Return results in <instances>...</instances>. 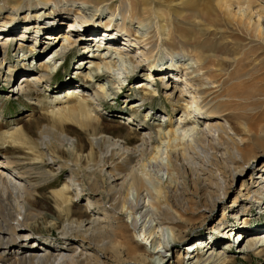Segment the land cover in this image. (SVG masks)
Here are the masks:
<instances>
[{"label": "bare ground", "instance_id": "obj_1", "mask_svg": "<svg viewBox=\"0 0 264 264\" xmlns=\"http://www.w3.org/2000/svg\"><path fill=\"white\" fill-rule=\"evenodd\" d=\"M261 1L5 0L4 5L0 4V34L4 36H0V48L5 55L9 43L19 41L18 49L24 53L17 65L26 66L24 61L34 53L31 46L27 52L23 50L32 28L35 41L45 31H52L47 39L62 41L43 59L39 70L32 62L24 72V80L12 90L13 95H25L37 106L41 97L38 86L52 80L56 68L60 72L65 65L63 53L67 55L68 49H74L78 39L87 40L85 54L92 51L94 38L101 42V37L110 40L104 47L118 54L117 58L102 51L98 57L93 51L81 59L74 74L84 78L55 90L49 98L51 114L41 116L48 122L41 123L37 131L30 130L29 124L16 123L5 129L0 125V264H110V260L120 262L125 256L135 263L164 264L169 257L166 252L173 243L186 238L188 226L213 213L217 203L229 195L236 178L244 177L253 162L264 157V111L248 113L253 106L264 103V27L260 21H253L254 8L264 15ZM235 4L247 5L246 14H240L238 19L232 10ZM4 7H9L10 16H4ZM25 7L33 12L28 10L18 18ZM67 12H73L76 20L62 27ZM105 12L109 16H104ZM29 17H44L50 24L41 21L31 28L35 22H29ZM83 17L90 19L86 25L95 22V26L86 27L87 37L83 33L82 37L73 36ZM136 22L139 25L134 28ZM20 28L24 31L18 39L14 36ZM62 28L63 33L59 31ZM225 33L233 35L229 51L220 48V38H214L218 34L223 38ZM99 44L96 49H100ZM132 47L137 49L134 54L129 52ZM61 56L58 64L55 59ZM5 59L0 60V69ZM121 63L124 69L118 68ZM14 66L8 68L6 79L13 78ZM142 66L161 76L150 72L149 81L135 83L141 98L127 105L133 113L145 109V122L133 120L138 143L132 144V138L105 131L100 110L108 99H116L117 88H122ZM119 69L126 80L121 73L116 75ZM110 76L115 81H102ZM94 81L96 85L91 87L88 82ZM159 89L174 110H182L178 124L172 122L170 113L156 118L152 108L146 106L145 101L157 96ZM200 116L219 118L213 125L215 145L206 139L205 129L210 132L211 125H200ZM193 117L194 125L188 120ZM156 119L159 123L155 126L147 123ZM64 123L78 126L79 131H66ZM164 145L169 149L167 163L161 158ZM216 149L219 150L214 152ZM152 164L159 166L158 173L166 168V179L164 175L152 177ZM258 169L257 177L263 182L253 190L248 179L243 180L231 203L234 212L241 205L243 221L251 220L248 213L252 203L257 208L264 206V163ZM66 171L69 173L63 182L59 173ZM83 196H87L89 215L77 209L75 199ZM240 196L243 201H239ZM153 210L158 226L153 223ZM226 210L227 207L219 222L222 229L218 233L214 227L213 234L228 237L232 230L236 233L242 227L250 228L242 219L238 220L239 228L225 226L224 220H229ZM137 213L144 216L143 223ZM126 214L131 217L130 223L124 220ZM147 222H151L150 230ZM141 226L145 229L137 234ZM42 231H56L60 240H50ZM212 233L183 250L188 258L186 264H232L226 256L234 251L242 255L264 254V233L250 239L237 233V240L248 241L238 249L232 244L221 245L224 248L220 252ZM232 240L235 244L234 235ZM181 257L182 252L177 255V264H185Z\"/></svg>", "mask_w": 264, "mask_h": 264}, {"label": "rangeland", "instance_id": "obj_2", "mask_svg": "<svg viewBox=\"0 0 264 264\" xmlns=\"http://www.w3.org/2000/svg\"><path fill=\"white\" fill-rule=\"evenodd\" d=\"M57 2H59L60 0H55ZM264 4V0L261 1ZM0 4L4 5L5 4V0H0ZM247 9V5L244 4L242 6H239L237 4H235L232 7L233 13L236 14V18H240V14L244 13ZM257 8H254V16H253V21L255 22H259L260 24L264 27V15H259V13L256 10ZM28 10L30 12H33V10L31 8L26 9V7L19 13V15H17V17L19 18V16H21V14H27ZM258 13V14H257ZM3 14L4 16H10L11 14V10L9 9V7L5 8L3 10ZM104 16H109L108 13H104ZM246 14V12H245ZM66 15V17L68 16V18L63 21H65V23L62 25L65 27H68L69 21L71 20H76L75 15L70 13H66L64 14V16ZM72 17L74 19H72ZM21 18V17H20ZM84 20L82 23H80V25H78L75 29V32L73 33V36H77L79 37V35H85L86 32H88L86 30L89 28H92L93 26H95V22L91 23V24H87L86 23L90 20L87 17H83ZM82 18V19H83ZM106 19H104L105 21ZM44 21V25H48V23L50 22L49 19L44 20V17L42 18V20H37L35 18H31L29 17V22H35L32 24L31 28L33 26H36V24L40 25V22ZM28 22V21H26ZM21 23V22H20ZM19 23V24H20ZM50 24V23H49ZM83 24H85L86 26L83 29ZM92 25V26H91ZM135 25V26H134ZM133 27L136 28L137 25H139L137 22L134 23ZM56 26V25H54ZM99 28H105V26H99ZM251 29L253 31V33L255 34L256 32V26L253 25V23L251 24ZM2 31V28H0V32ZM24 31L23 28H20L17 30V32L15 33L16 35L14 37L18 38L20 37L21 33ZM34 29H31V32H28L29 38H26V40L24 41L25 46H24V51L27 52V48H29V46H31L30 48H33L34 53L31 54L27 60L24 61V63H27L26 66L23 65H17V60L18 58L21 59V56L24 52H22L21 50H19V41L14 40L11 41V43H9L7 49L5 51L6 54L4 55L3 49L0 48L1 52H0V60L3 58H6L4 61V65L2 66V69H0V125L1 127H3L2 129H5L7 127H11V125L19 123L21 125L24 124H29L30 125V130H33V132L37 131L39 125L43 122H48L47 119H42L41 116L45 115V114H51V110L53 109L51 104L49 103V98L50 96H52L55 93V90H57L58 87H63V85L67 84L68 82L71 81H76L74 83H77L79 81H81L84 77L83 76H75L74 72L77 69V67L80 65V60L87 58V56H89V54H94V53H98V57L100 56V53L102 51H105L104 55L106 54V52H109L112 54V56H117V51L115 49L111 50V49H107L105 48V43H107L108 41H110L109 39H102L101 37L99 40L102 42H97L95 39L92 41V47H90L92 49L91 52H89L88 54L83 53V49L84 46L87 44V40H82V41H77V44L75 45L74 49L72 50H67V55H64L63 53V59L65 57V65L64 67L60 70L56 68V72L54 73L52 80L48 81L45 84H41L40 86H38V90L41 93V97H40V104L41 106H37L35 103H31V101L29 99H27V97L25 95H13L12 90L17 88V86L24 80V72L27 71V68L30 66V64L33 62V66L38 68L37 70H39V66L41 63H43L45 60H43L50 52L51 50L55 47V45L57 44H61V40L58 43L55 40H49L47 39L46 35L52 31H45L42 32V34L39 33L38 35V39L36 40V33H34ZM60 32L63 33V31H65L64 28H62L61 30L59 29ZM104 31V30H102ZM100 31V32H102ZM54 33L57 31H53ZM187 32H189V30L187 29ZM30 33V34H29ZM83 33V34H82ZM77 34V35H76ZM89 34V32H88ZM221 34H218V36H215V40L217 41L218 38H220L218 43L221 45V49H225L226 51H229V48H231L230 42L232 41V34H228L225 33L224 37L222 38V36H220ZM257 35V34H256ZM0 36H2V34H0ZM4 37V36H2ZM46 37V38H45ZM82 37V36H81ZM84 37H87V35H85ZM250 37V36H249ZM1 38V37H0ZM229 40L228 43L224 42V40ZM254 39H258V37L255 36ZM121 43H126L124 42L123 39H120ZM95 41V42H94ZM55 42V43H52ZM97 42V43H96ZM120 42V41H119ZM100 43V44H99ZM52 44V45H51ZM96 44V45H95ZM100 45V49H96L97 45ZM48 45V46H47ZM121 46V44H118ZM123 45V44H122ZM50 46V47H49ZM83 47V48H82ZM123 47V46H121ZM136 48L132 47L131 50H129L130 53H135L136 52ZM94 51V53H93ZM115 51V52H114ZM135 51V52H134ZM114 54V55H113ZM20 55V57H18ZM164 55V53H163ZM5 56V57H4ZM67 57V58H66ZM188 56H186L187 58ZM61 57H59V59H55L58 60V64L59 61H61ZM113 58V57H112ZM118 58V56H117ZM179 58V57H178ZM67 59V60H66ZM169 62L171 63V59L169 60ZM16 64V66H14V76L12 79H6V75H7V70L10 67V65H14ZM57 64V65H58ZM61 64V63H60ZM85 64V63H84ZM145 65V64H144ZM38 66V67H37ZM123 63L120 64V66L118 65V68L124 69ZM131 66V65H129ZM119 69L116 71V75L119 76V74L121 73L122 75H120L123 79H125V74H123V70ZM121 70V71H120ZM119 72V73H118ZM150 72L152 73L153 76H161V73L155 72V71H150L149 69H146L142 66L141 68L139 67L133 74L132 76H129V80H126L123 87L122 88H117V95L115 96L116 99L114 100H110L108 99V103L105 106V108L103 110H100V114L102 117V122L104 124V128L105 131H107L109 134L114 135L116 137H127L128 139L132 138L133 140L131 141L132 144L138 143V137L135 136V128L136 126L134 125L135 123H133V120L135 119L136 121H140L141 123H144V118H145V109H140L136 112H132L131 109H129L130 105L129 104L131 101H135V99L137 98H141V92L134 89L135 87V83L141 80H145V81H149V79H147L150 75ZM261 73V72H260ZM132 74V73H131ZM130 74V75H131ZM264 75V72L263 74ZM79 79V80H77ZM147 79V80H146ZM115 81V79L110 76V77H105L104 79H102V81L104 83H109L112 81ZM124 81V80H123ZM128 82V83H126ZM155 81H152L151 84H154ZM157 83V81H156ZM88 84L92 87L93 85L95 86L96 83L95 81L93 83H89ZM158 85L156 84V87ZM65 90V89H64ZM160 90V89H159ZM27 92V91H26ZM160 93H158L157 96H154L150 99H147L145 102H147L146 106H149L148 108H152L151 113H154L156 115V118H161V117H167V115L170 113V116L172 115V122H176V124L179 123V119H180V115L183 114L182 110H174V106H172V104L169 101V99H167L162 90L159 91ZM28 93V92H27ZM129 97V98H128ZM125 100L126 103H125ZM255 107V108H254ZM43 110H46L45 113H41L44 112ZM173 110V111H172ZM257 110H262V112L264 111V103L261 104L259 106H253V109L248 110V113H254ZM250 111V112H249ZM129 117H131L130 120ZM155 117V116H154ZM185 117V115H184ZM189 118V117H188ZM187 118V119H188ZM195 117L188 119L190 120V124L194 125L196 123ZM200 119L198 121H200V125L202 124V126L204 125V123H208L211 131L207 132L206 130V139L207 140H211L213 145H215V141H216V137L214 136L215 134V130L216 128L213 126L215 124V122L217 120H219V118L217 117H213V118H205V117H199ZM177 120V121H176ZM155 121V122H154ZM147 120V123L150 125H157L159 123V120ZM247 121H249V119H247ZM146 123V124H147ZM64 129L66 131L71 130V129H77L79 131L78 126H75L73 124H68V123H64L63 125ZM205 127V126H204ZM76 132L71 133L73 135H75ZM88 137V135H86ZM219 149H216L214 152H216ZM163 153L161 155V158L164 160L165 163H167L168 158H167V152L169 151V149H166V146H163L162 149ZM221 154V152H219ZM190 155V159L191 162H194V157L192 156V154ZM13 156V155H12ZM10 158L11 155H10ZM1 159V156H0ZM13 159V158H12ZM264 163V157L259 158L257 161L253 162V164L251 165L250 168H248L247 172L245 173L244 177H240V178H236L234 184L232 185V188H230V192L229 195L224 199L221 200L220 202L217 203L216 207H215V211L213 213H211L209 216H207L206 218H200L198 219L195 223H193V225L188 226L187 231L185 233L186 238L181 242L178 241L177 243H173L171 246V250H169L168 252H166V254H168L169 257L165 258L164 264H177L176 260H177V255H179L182 252V257L181 260L186 264V262L188 261L187 255L186 253L183 251L187 250V247L189 244L193 243L194 241H196L198 238H201V236H208L210 234V232L212 233V229H214V227H216V231H219L222 229L221 228V224H219V222H222V216L224 213L225 208L227 207L226 213L229 220H224V224L225 226L230 225V228L232 229L234 226L239 228L240 225V221L238 222L239 219H244V214L241 212V205L238 206L236 208V211L234 212L235 207L231 206V203L233 201V199L237 196L240 188H241V184L243 182V180H247L249 184L252 186L251 188L253 190L257 189V184L258 183H262L263 180L258 178L257 174L259 172V167L262 166V164ZM156 164H152L151 166H149V170L152 177L154 178H158L163 176L164 179H166V177L168 176V172H166V168L165 170L163 169L162 172L158 173V169L159 166H155ZM160 165V164H157ZM58 166H55L54 168H57ZM59 172V171H58ZM69 171L63 172V173H59L61 174V181L64 182V180L66 179L67 175H68ZM250 177L252 178V180H250ZM254 181V182H252ZM257 181V182H256ZM178 182L180 183L181 180H178ZM254 184V185H253ZM180 186L181 183H180ZM49 190H46L44 193L47 194ZM74 192H72L73 194ZM241 198V199H240ZM239 201H243V197H239ZM77 202V209L80 210L81 212H83L85 215H89V208H87V196H83L82 198H76L75 199ZM264 200V199H263ZM255 203V202H254ZM148 204V202L146 203ZM243 204V202H242ZM250 212L248 213L249 217L251 218V220L248 221H243L242 222L244 224V226H246L248 224V226L250 227L249 229L247 227H242L239 230H237V232L235 233L233 230L231 233L228 234V237H219L218 233L216 232L215 235L216 238V242L218 243L216 249L217 251H222L223 248L225 247L226 244H232L234 245L235 249H238L239 246H243L246 241H248V239L250 238H254V237H258L259 235H262L264 233V206H261L259 208H257V205H254L253 203L250 205ZM152 216H153V223L156 224L158 223V216L155 213V211H151ZM242 213V214H241ZM140 214V213H139ZM138 215V213H137ZM140 218V221L142 222V218L144 217L143 215H138ZM155 216V217H154ZM157 216V217H156ZM142 217V218H141ZM146 217H148L150 220H152L151 214H147ZM125 221H128L130 223L131 221V217L129 216V214H126V216L124 217ZM143 223V222H142ZM151 222H147L146 227L148 230H150L151 225L149 224ZM159 223L156 225L158 226ZM145 229V227L143 228V226L140 227V229L136 230L137 234L140 230ZM256 229V230H255ZM133 230V229H131ZM235 230V229H234ZM244 231V232H243ZM39 232H41L39 230ZM247 232V233H246ZM42 233L44 235H46L50 240L56 241L57 242L60 240L59 238V233L58 232H48V231H42ZM134 235H135V231H133ZM234 233V234H233ZM237 233H241L244 236H247L248 239L246 238L244 241L242 240L240 242V239L237 240L238 238V234ZM230 235V237H229ZM234 235L235 237V244L232 242V236ZM136 236V235H135ZM141 242H143L141 240V238L138 236L137 237ZM226 240V241H225ZM197 243V242H195ZM202 243V242H200ZM220 243V244H219ZM236 243H239L236 246ZM223 245V246H221ZM150 242L146 243V247L147 250L150 249ZM198 246V245H197ZM196 251V250H195ZM194 251V252H195ZM193 252V251H192ZM226 252V251H225ZM241 253H239L238 251H234V252H228L227 253V258L232 260V264H264V254H255V253H250V254H244L242 255ZM133 258H130L128 256H125L123 260H121L120 262H114L112 260H110V262L112 264H152V263H144V262H139V263H135L133 261ZM125 261V262H124ZM156 260H154L155 262ZM110 263V264H111Z\"/></svg>", "mask_w": 264, "mask_h": 264}]
</instances>
